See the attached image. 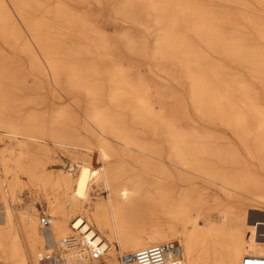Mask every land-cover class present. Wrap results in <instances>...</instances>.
I'll use <instances>...</instances> for the list:
<instances>
[{"label":"bare ground","instance_id":"bare-ground-1","mask_svg":"<svg viewBox=\"0 0 264 264\" xmlns=\"http://www.w3.org/2000/svg\"><path fill=\"white\" fill-rule=\"evenodd\" d=\"M0 142V264L83 236L103 242L97 264L173 241L168 264L264 257V0H0ZM61 154L71 169L50 173ZM24 190L48 229L11 208Z\"/></svg>","mask_w":264,"mask_h":264},{"label":"built area","instance_id":"built-area-1","mask_svg":"<svg viewBox=\"0 0 264 264\" xmlns=\"http://www.w3.org/2000/svg\"><path fill=\"white\" fill-rule=\"evenodd\" d=\"M41 226H50L48 217L41 218ZM106 252L103 242L93 237H67L60 241L59 251L39 258V264H97ZM181 247L177 242L154 244L120 257L121 264H168L179 261ZM242 264H264V257L246 256Z\"/></svg>","mask_w":264,"mask_h":264},{"label":"rangeland","instance_id":"rangeland-1","mask_svg":"<svg viewBox=\"0 0 264 264\" xmlns=\"http://www.w3.org/2000/svg\"><path fill=\"white\" fill-rule=\"evenodd\" d=\"M97 14V17H98V21H99V25H100V27L102 28V29H104V30H107L108 32H110V34L111 35H113V34H116L117 32H120L124 27H125V25H124V23H121V22H112V24H109L110 22H108V21H106V18H105V16H102V15H100V13L98 12V13H96ZM102 23H107L106 25L105 24H102ZM109 25V26H108ZM9 53H10V51H9ZM11 54H13V53H10V55ZM24 60V61H23ZM22 62H27L26 64L24 63V64H22ZM135 62H137L139 65H141V71H142V73H143V76H145V79H147L146 81L147 82H149V84L150 85H152V86H154V85H160L162 82H161V80L160 79H158V78H156L155 76H153L152 74H150L149 72H147L148 70H147V68H146V66L144 65V62L141 60V61H137V60H135ZM21 64L23 65V66H27L28 67V65H29V58L28 57H25V56H23L22 57V61H21ZM28 68H30V66L28 67ZM30 81L31 82H29V85L31 86L33 83L32 82H34L31 78H30ZM183 83V86H185V88H187L188 89V86H187V83L185 82V81H183L182 82ZM174 86V88L176 89V90H178V91H180V88H178V86L177 85H173ZM177 87V88H176ZM48 90V91H47ZM34 94V93H33ZM41 94H42V96L43 97H47L48 99L49 98H51V99H49V101H51V103L50 104H46L45 106H47L48 107V110H50V111H52V109H54L55 107H58L59 105H60V103L53 97V95L51 94V90H50V88H49V86H48V83H46V91L44 92V93H40V95L39 96H41ZM51 94V95H50ZM41 96V97H42ZM40 97V98H41ZM56 106H55V105ZM50 105H53V106H50ZM50 107V108H49ZM52 107H54V108H52ZM206 123L207 122H201V128L203 129V130H206V131H211V130H214L213 132H215L216 134L217 133H219V134H217V135H219V136H221V137H225V138H229V139H234L233 138V135H232V133H231V131H229L228 129H226V128H224V127H221V126H212L211 124H209V123H207V125H206ZM212 126V127H210V126ZM207 126H209V127H207ZM218 127V128H217ZM209 128V129H208ZM212 128H215V129H212ZM186 130H187V128H186ZM217 132H216V131ZM218 130L220 131V132H218ZM229 131V132H228ZM225 133V134H224ZM228 133V134H227ZM221 134V135H220ZM222 134H224V135H222ZM1 143V145H0V148L2 149V148H4L5 147V143L4 142H0ZM4 143V144H3ZM4 146V147H3ZM71 161V162H70ZM56 163H57V165H56ZM56 163L54 164V166H52V167H50L49 168V172L50 173H53V172H59V171H69L70 169H71V165H72V160L67 156V155H63V154H61L60 155V157L57 159V161H56ZM63 165V166H62ZM70 166V167H69ZM91 167L93 168V169H99L100 170V168L102 167V164L99 162V160H98V158L97 157H95L92 161H91ZM201 184H203L201 187L202 188H204V189H206L207 187H208V185H206L205 183H201ZM206 187V188H205ZM24 192V193H23ZM22 192V194H20L19 192H17V196H16V200H14V202H11L12 203V205H11V208L13 209V211L16 213V212H19V211H21L22 209H24L25 211L27 210V208L28 207H34L35 208V212L39 215L38 217H39V219H41L42 217H48V214H47V212H48V208L47 207H45L46 205H45V203L43 204V201L44 200H42L41 201V199H43V198H41V197H39V196H35V195H32V194H30L29 192H28V190H24ZM29 194V195H28ZM30 196V197H29ZM33 196L35 197V198H33ZM107 196H108V193L105 191V190H100V191H96V192H93V195H92V201L93 202H98V201H100V200H104V199H106L107 198ZM37 198V199H36ZM39 198V199H38ZM34 199H35V202H34ZM94 199V200H93ZM41 201V202H40ZM6 202H9V200L7 199L6 200ZM45 202V201H44ZM4 203V202H3ZM10 203V202H9ZM237 203V204H236ZM41 204H43V206L41 205ZM235 205L238 207V206H240V205H244L242 202H235ZM2 208V200L0 199V211L2 210L1 209ZM20 209V210H19ZM45 211V212H44ZM253 213H256V212H253ZM141 216H142V218L144 219V220H146V221H148L149 220V212L148 211H146V210H144L143 209V211L141 212ZM161 219V220H160ZM159 220L161 221V222H164V221H166L167 223H169V220L167 219L166 220V218L164 219V218H160ZM263 220H264V217L262 218ZM163 220V221H162ZM0 222H2V220H1V218H0ZM42 227V226H41ZM48 229V228H47ZM261 231H263L264 232V227L263 228H261ZM72 235H74V233L73 234H71V235H69V236H72ZM173 242H178V241H173Z\"/></svg>","mask_w":264,"mask_h":264}]
</instances>
